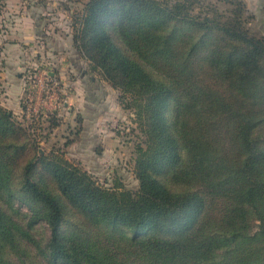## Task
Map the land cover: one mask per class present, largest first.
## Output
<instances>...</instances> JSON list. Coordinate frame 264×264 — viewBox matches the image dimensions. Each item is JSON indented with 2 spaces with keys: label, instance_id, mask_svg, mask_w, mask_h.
Instances as JSON below:
<instances>
[{
  "label": "trees",
  "instance_id": "1",
  "mask_svg": "<svg viewBox=\"0 0 264 264\" xmlns=\"http://www.w3.org/2000/svg\"><path fill=\"white\" fill-rule=\"evenodd\" d=\"M75 1L71 45L140 135L137 187L39 153L0 105V264H264V35L243 0Z\"/></svg>",
  "mask_w": 264,
  "mask_h": 264
},
{
  "label": "rangeland",
  "instance_id": "2",
  "mask_svg": "<svg viewBox=\"0 0 264 264\" xmlns=\"http://www.w3.org/2000/svg\"><path fill=\"white\" fill-rule=\"evenodd\" d=\"M47 1L43 7L47 20L41 23L40 34L30 37V41L23 36H0V46L17 40L21 44L19 52L11 55L21 72L19 79L25 82L22 98L26 96L30 102H21L20 111L13 115L43 137L39 151H47L52 144L62 147L66 159L79 164L98 183L120 182L127 189H136L133 151L141 138L131 115L119 105L117 91L89 72L87 63L73 49L70 37L62 31L81 4L75 0ZM243 2L252 16V4ZM8 4L9 0H0V28L4 25L5 9L10 8ZM58 13L66 16V23L56 16ZM249 26L257 34L264 33V21L256 23L252 16ZM53 28L60 37L52 35ZM7 54L0 51L3 68L9 67L5 64ZM42 81L50 91L40 96ZM37 93L39 101L34 97ZM51 119L57 126L50 128Z\"/></svg>",
  "mask_w": 264,
  "mask_h": 264
},
{
  "label": "crops",
  "instance_id": "3",
  "mask_svg": "<svg viewBox=\"0 0 264 264\" xmlns=\"http://www.w3.org/2000/svg\"><path fill=\"white\" fill-rule=\"evenodd\" d=\"M246 1L248 4H252L251 14L255 22L264 21V0ZM45 4H48V1L9 0L8 5L10 8L5 9L6 12L2 16L4 25L0 28V36L6 35L11 36L12 38L23 36L30 41V37L40 34V31L42 30L41 25L47 20L43 8ZM56 16H58V18L62 17L66 23V16L61 13L56 14ZM70 23L71 21L69 22V25L66 24L62 31L64 34H68L71 40L72 31ZM67 29H69L70 32ZM52 33V35L57 34L58 37H60V33H57L55 28H53ZM262 35H264V33H262ZM20 48L21 44L18 40L16 42H11V44H2L0 46L1 53H8L5 64L7 63L6 66H9L8 68H3V65L0 66V105L12 113L20 111L22 94L25 90V82L19 79L21 72H19V67L17 68L15 65V58L11 55V53L19 52ZM9 68L13 70L15 69L17 72L14 71L13 74H10L13 70L10 71ZM6 69L8 71H6Z\"/></svg>",
  "mask_w": 264,
  "mask_h": 264
},
{
  "label": "built area",
  "instance_id": "4",
  "mask_svg": "<svg viewBox=\"0 0 264 264\" xmlns=\"http://www.w3.org/2000/svg\"><path fill=\"white\" fill-rule=\"evenodd\" d=\"M45 76H49L50 77V73L48 72V73H46L45 72V74H44ZM39 86L40 87H42V89L40 90V96L41 95H43V94H45V95H47V93L50 91V89L49 88H47L46 87V85H45V83L42 81V82H40L39 83ZM31 93V92H30ZM30 97V96H29ZM36 99V101H39V94L37 93L36 94V96H34ZM43 97H45V96H43ZM48 98L50 99L51 97L50 96H48ZM27 97L25 96V98H22V100H21V102L23 103V104H28L30 101H27ZM35 103H37V102H35Z\"/></svg>",
  "mask_w": 264,
  "mask_h": 264
},
{
  "label": "water",
  "instance_id": "5",
  "mask_svg": "<svg viewBox=\"0 0 264 264\" xmlns=\"http://www.w3.org/2000/svg\"><path fill=\"white\" fill-rule=\"evenodd\" d=\"M39 153H42L41 151H39Z\"/></svg>",
  "mask_w": 264,
  "mask_h": 264
}]
</instances>
